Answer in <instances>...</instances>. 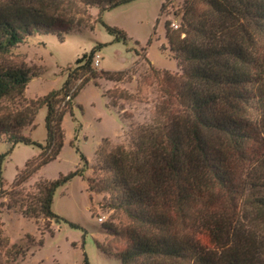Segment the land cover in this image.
<instances>
[{
    "label": "trees",
    "instance_id": "16d2710c",
    "mask_svg": "<svg viewBox=\"0 0 264 264\" xmlns=\"http://www.w3.org/2000/svg\"><path fill=\"white\" fill-rule=\"evenodd\" d=\"M132 1L0 0V54L36 34H56L64 42L85 26L84 16L77 15L92 7L99 9L97 21L109 33L127 41L126 32L102 16ZM181 14L178 29L165 23V36L182 72L149 62L138 88L158 85L152 119L130 127L129 147L109 148L105 138L98 148L97 176L87 180L89 190L108 192L105 206L128 223L105 226L114 242H96L120 264H264V0H183ZM104 45L78 57L60 88L24 107L13 105L25 101L33 74L24 61L0 63V142L8 144L0 155V194L8 209L80 228L59 216L53 204L60 187L85 177L89 162L84 154L82 167L55 179L40 178L30 191L25 184L60 155L64 117L68 112L74 117L80 91L90 82L101 86L99 79L122 82L133 72L137 61L123 71L95 68L94 57ZM103 96L108 107L135 97L115 87ZM43 107L47 138L41 143L23 130L36 129ZM21 143L40 152L8 190L2 165ZM0 243L8 251L10 239L0 237Z\"/></svg>",
    "mask_w": 264,
    "mask_h": 264
},
{
    "label": "rangeland",
    "instance_id": "374dc122",
    "mask_svg": "<svg viewBox=\"0 0 264 264\" xmlns=\"http://www.w3.org/2000/svg\"><path fill=\"white\" fill-rule=\"evenodd\" d=\"M182 6L183 0H134L105 12L102 16L104 22L124 30L128 36L127 41L109 33L97 21L99 9L92 7L85 15H77L84 16L85 26L80 32L66 35L64 42L56 34H36L13 48L10 53L0 54V63L24 61L33 74L25 93V101L12 104L16 107H24L32 100L60 88L69 68L76 66L77 58L99 44H105L96 53L101 58L100 64H93L99 71L128 70L137 61L133 72L124 81L114 83L99 79L101 86L90 82L80 91L75 100L74 117L69 112L64 117L66 138L60 155L25 184L30 191L40 178L55 179L60 173L66 174L82 167L84 163L81 154H84L89 162L85 177L77 176L60 187L53 204L59 216L78 224L80 228L44 217L38 220L26 218L20 212L8 209L6 198L0 194V237L10 239L8 251L0 245V256L4 264H84L85 253L90 264H120L114 257L106 256L97 242H114L105 226L123 228L128 223L127 219L123 214L107 208L104 203L109 193L90 191L87 180L97 176L94 168L103 139L109 140V148L117 145L129 147L130 127L152 119L160 97L158 85H145L141 91L138 88L141 77L150 71V63L161 70L182 72L165 36L166 22H170L172 29L180 27ZM173 22L179 27H172ZM113 87L127 90L135 97L130 100L120 99L115 106L108 107V99L103 96V92ZM4 104L11 105L7 101ZM46 112V107L39 110L35 119L36 129L28 126L23 130L33 141L44 143L47 138ZM7 149L8 144L0 142V155ZM39 152L36 145L21 143L15 147L2 165L5 189H11L17 173ZM100 217L103 221L99 220Z\"/></svg>",
    "mask_w": 264,
    "mask_h": 264
},
{
    "label": "built area",
    "instance_id": "2783aa9c",
    "mask_svg": "<svg viewBox=\"0 0 264 264\" xmlns=\"http://www.w3.org/2000/svg\"><path fill=\"white\" fill-rule=\"evenodd\" d=\"M172 27L177 28L179 26L175 22H173L172 23ZM100 61H101V58H100L99 54H96L95 57H94V60H93L94 66H98L100 64ZM99 220L103 221V218L100 217Z\"/></svg>",
    "mask_w": 264,
    "mask_h": 264
},
{
    "label": "crops",
    "instance_id": "0c3cea01",
    "mask_svg": "<svg viewBox=\"0 0 264 264\" xmlns=\"http://www.w3.org/2000/svg\"><path fill=\"white\" fill-rule=\"evenodd\" d=\"M101 62V61H100ZM106 81V80H105Z\"/></svg>",
    "mask_w": 264,
    "mask_h": 264
}]
</instances>
